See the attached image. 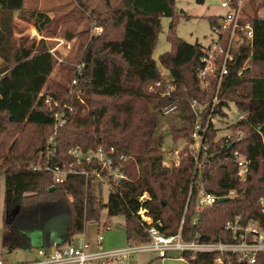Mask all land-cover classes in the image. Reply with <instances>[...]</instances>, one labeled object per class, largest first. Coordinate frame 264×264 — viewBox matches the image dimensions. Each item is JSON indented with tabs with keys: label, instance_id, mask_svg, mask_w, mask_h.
<instances>
[{
	"label": "trees",
	"instance_id": "1",
	"mask_svg": "<svg viewBox=\"0 0 264 264\" xmlns=\"http://www.w3.org/2000/svg\"><path fill=\"white\" fill-rule=\"evenodd\" d=\"M247 3L251 12L241 23L248 22L252 28L251 44L243 43L233 51L214 107V113L224 118L225 108L233 103L244 117L229 125L232 134L228 140L210 123L206 133L209 163L196 171L195 151L189 148L196 116L189 104L193 98L202 103L204 113L199 121L203 123L217 80H209V89L199 87L201 58L208 46L176 36L174 0H119L101 16L93 15L92 21L102 33L85 45L71 92L66 87L43 89L55 63L49 47L42 38H23L15 43L14 15L24 12L23 0H0V116L13 128L24 124L38 129L9 145L0 140L5 205L2 246L11 249L23 245L29 231H39L44 238L53 232L59 238L54 246L63 245L82 233L86 222L99 221L102 209L108 217H123L126 241L133 242L148 241L145 230L149 226L165 235L175 234L181 226L186 240L198 234L201 241H228L226 221L238 214L260 219L259 201L264 198V74L252 68L264 65V17L258 13L264 0ZM28 16L34 18L38 32L50 21L40 10H32ZM162 16L170 18L166 38L171 50L158 57L165 74L152 57ZM219 18L207 17L211 29ZM48 96L59 101L57 109L61 111L62 125L55 139L57 162H71L68 151L73 147L113 146L126 157V176L110 182L105 202L102 186L94 177L68 173L62 182L55 183L49 171L31 168L48 150L47 140L53 131L52 106L45 105ZM172 101L177 102L178 110L163 130L162 109ZM162 130L175 141H185L177 159L169 163L163 161ZM235 150L249 160L244 179H240L232 158ZM78 166L89 169L85 162ZM196 181L219 197L201 211L195 208L194 195L186 204L189 185ZM218 257L220 264H248L225 253L201 252L193 258L183 254L188 264H219ZM253 264H264V256L257 255Z\"/></svg>",
	"mask_w": 264,
	"mask_h": 264
},
{
	"label": "built area",
	"instance_id": "2",
	"mask_svg": "<svg viewBox=\"0 0 264 264\" xmlns=\"http://www.w3.org/2000/svg\"><path fill=\"white\" fill-rule=\"evenodd\" d=\"M248 0H224L220 3L222 8H225V13L220 15L217 24L213 26V31L216 34L215 42L208 46L204 56L201 58L203 63L202 68L198 73L199 87L203 90L210 88L209 80L216 78L215 93L209 104L208 111L205 112V120L201 123L200 114L204 113V108L201 102L193 98L190 100V110L196 116L193 129L191 132V141L189 148L195 151L194 169L197 171L206 163H209L207 158V128L210 123L216 124L218 115L214 113V107L218 103L217 91L222 87L221 80L228 71V63L233 60V51L243 43L251 44L252 28L248 22L241 23L243 19L242 7ZM224 40V41H223ZM223 41V42H222ZM240 71L238 72V74ZM163 80L157 82L160 84ZM75 84V80L72 81ZM167 89H171L168 85ZM51 98L48 96L45 99V105L49 104ZM59 101L54 100L53 111V131L48 138V150L44 154L42 160L31 164L34 170L42 169L49 171L55 183H60L68 173H80L85 177H94L101 186L109 187L111 181H118L125 178V160L123 154L117 153L113 146H100L96 149L83 150L79 147L71 148L68 153L72 157L71 162H57V129L62 125L60 120L61 111ZM71 110V107H68ZM178 110V104L172 101L166 104L162 112L164 115L173 114ZM244 117V113H238L235 120L224 123V132L221 134L225 140H228L232 134L229 125ZM220 120H223L222 118ZM242 134L238 133V138L241 139ZM232 158L236 162L238 175L240 179H244L248 170L249 160L246 156L238 151L232 152ZM85 162L88 164V170L80 169L78 164ZM232 193V192H230ZM194 195L195 208L197 211L204 210L206 207L212 206L219 197L209 192L205 185L201 182L190 183L186 204L189 197ZM221 199V198H220ZM261 205V217L256 219L253 217H245L240 214L225 222L224 228L229 234L230 240L224 241L218 239L216 241H201L198 234L192 239H183L181 235V226L177 232L172 235L161 233L155 226L146 228L148 241L133 242L128 240L126 246L119 249L109 251H86L88 242L80 238L77 243L68 242L57 247L52 246L49 249L37 248L36 257L32 260H25L16 264H115V261L129 259L134 253L149 252L154 253L158 258H167L170 256H178L183 258V254H189L193 258L197 253H225L234 255L239 261H245L248 264L255 262L257 255L264 256V198L259 201ZM140 215L147 221L149 217L143 215L140 210ZM196 217L194 218V222ZM183 220H181V223ZM102 235L97 236V241H102ZM184 259V258H183ZM186 260V259H185ZM217 263H222L221 257H218ZM4 261L0 259V264ZM3 264H9L4 262Z\"/></svg>",
	"mask_w": 264,
	"mask_h": 264
},
{
	"label": "rangeland",
	"instance_id": "3",
	"mask_svg": "<svg viewBox=\"0 0 264 264\" xmlns=\"http://www.w3.org/2000/svg\"><path fill=\"white\" fill-rule=\"evenodd\" d=\"M119 0H23L24 12L19 11L14 15L13 41L19 42L25 38L27 40H42L49 47L54 58V66L47 77L44 90H64L69 88V92L74 90L73 80L77 70L82 66L79 63V57L83 52L87 42L102 33V28H96L92 21L93 15L99 17L115 6ZM224 0H204L203 3H196L195 0H174L175 27L176 36L188 43H199L202 46H210L216 40V34L211 29L207 17L210 15L219 16L225 13V8L220 6ZM249 7V8H246ZM246 9V10H245ZM249 9V10H248ZM32 10H40L48 14L50 21L46 23L40 32L34 27V18L28 16ZM91 10L93 14H91ZM246 11V12H245ZM251 12L250 5L246 2L242 7L243 16ZM264 17V6L259 12ZM170 18L161 17V30L158 33L155 47L152 51V57L162 74L165 69L159 64L158 57L161 53L171 50V45L167 40V29ZM71 34V35H69ZM40 36V37H38ZM257 74H264V65H256L252 68ZM78 74V73H77ZM68 94V92H67ZM54 100H50L47 106H53ZM59 103V102H58ZM226 116L220 120L218 117L216 126L220 133L224 132L226 122L235 120L238 116V110L233 103L225 108ZM173 114L164 115L160 118L162 129L168 127L169 122L173 119ZM0 140H6L7 144H12L17 138H21L22 134L29 133L37 128L25 127L24 124L13 128L5 122L0 116ZM163 141L161 149L163 151V161L169 163L171 160L177 159V154L181 150L185 141H175L170 134L163 131ZM3 186V177L0 176V189ZM107 189L102 187V201L107 200ZM5 205L3 195L0 191V228L3 224ZM6 212L5 215H7ZM9 216V215H8ZM123 217L121 215L107 216L106 210H101V218L99 221L86 222L82 233L73 237L72 243L82 238L88 242L86 251H109L123 248L126 246V237L123 227ZM102 235V241L98 243L97 236ZM17 255H8L9 260L19 259L23 254L22 250H18ZM154 253H134L129 259L115 261V264H134V258L138 255H146ZM20 255V256H19Z\"/></svg>",
	"mask_w": 264,
	"mask_h": 264
},
{
	"label": "crops",
	"instance_id": "4",
	"mask_svg": "<svg viewBox=\"0 0 264 264\" xmlns=\"http://www.w3.org/2000/svg\"><path fill=\"white\" fill-rule=\"evenodd\" d=\"M247 8V7H246ZM261 8H259L258 13ZM211 16V15H210ZM220 16V15H219ZM245 17V16H243ZM40 37V36H38ZM4 200V181L3 186L0 189ZM4 221V219H3ZM3 230V224L0 228V259L9 264H16L25 260H32L36 257V249L41 247H49V245H56L59 238L53 233L48 232L46 238L42 237L39 231H29L25 239V243L18 247L11 249L4 248L1 242V232ZM73 241V240H72ZM22 250L23 254L19 259L9 260L8 255H17V251ZM148 253V252H146ZM134 264H188L187 261L178 256H170L167 258H158L155 254L138 255L134 258Z\"/></svg>",
	"mask_w": 264,
	"mask_h": 264
},
{
	"label": "water",
	"instance_id": "5",
	"mask_svg": "<svg viewBox=\"0 0 264 264\" xmlns=\"http://www.w3.org/2000/svg\"><path fill=\"white\" fill-rule=\"evenodd\" d=\"M223 200H225V198H221V199H220V201H223Z\"/></svg>",
	"mask_w": 264,
	"mask_h": 264
},
{
	"label": "bare ground",
	"instance_id": "6",
	"mask_svg": "<svg viewBox=\"0 0 264 264\" xmlns=\"http://www.w3.org/2000/svg\"><path fill=\"white\" fill-rule=\"evenodd\" d=\"M3 263H4V262H3ZM3 263H2V264H3Z\"/></svg>",
	"mask_w": 264,
	"mask_h": 264
}]
</instances>
